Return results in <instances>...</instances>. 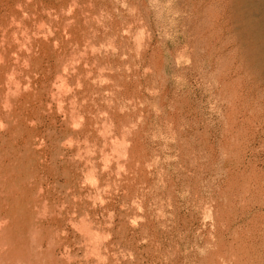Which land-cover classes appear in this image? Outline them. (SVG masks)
<instances>
[{
    "label": "rangeland",
    "instance_id": "rangeland-1",
    "mask_svg": "<svg viewBox=\"0 0 264 264\" xmlns=\"http://www.w3.org/2000/svg\"><path fill=\"white\" fill-rule=\"evenodd\" d=\"M263 22L264 0H0V263L264 264Z\"/></svg>",
    "mask_w": 264,
    "mask_h": 264
},
{
    "label": "bare ground",
    "instance_id": "bare-ground-1",
    "mask_svg": "<svg viewBox=\"0 0 264 264\" xmlns=\"http://www.w3.org/2000/svg\"><path fill=\"white\" fill-rule=\"evenodd\" d=\"M255 2H256V1H255ZM249 4H250V3H249ZM251 4H252V3H251ZM237 5H238V4H237ZM249 7H252V6H249ZM239 8H240V7H239ZM242 8H243V7H242ZM260 8H261V7H260ZM248 9H249V8H248ZM250 11H251V10H250ZM255 13H256V12H255ZM255 13H254V14H255ZM248 14H249V13H248ZM248 14H247V15H248ZM258 14H259V13H258ZM262 14H263V13H262ZM253 16H254V15H253ZM239 18H240V17H239ZM252 18H253V17H252ZM254 18H256V15H255ZM239 20H240V19H239ZM245 20H247V19H245ZM247 22H248V21H247ZM247 22H246V23H247ZM250 23H251V22H250ZM263 23H264V22H263ZM248 24H249V23H248ZM20 26H21V25H20ZM26 26H27V25H26ZM242 26L244 27V25H242ZM245 27H246V26H245ZM31 30H32V29H31ZM242 30H243V29H242ZM18 38H19V37H18ZM27 42H28V41H27ZM15 43H16V42H15ZM27 50H28V49H27ZM262 55H263V54H262ZM257 57H258V56H257ZM24 59H25V58H24ZM4 63L6 64V62H4ZM263 63H264V62H263ZM29 68H30V67H29ZM9 75H10V74H9ZM15 78H16V77H15ZM17 81H18V80H17ZM11 83H12V82H11ZM30 83H31V82H30ZM11 91H12V90H11ZM0 92H1V91H0ZM3 93H4V92H3ZM26 103H27V102H26ZM18 105H19V104H18ZM8 116H9V115H8ZM18 118H19V117H18ZM15 123H16V122H15ZM3 125H4V124H3ZM9 125H10V124H9ZM11 126H12V125H11ZM20 129H21V128H20ZM18 131H19V130H18ZM18 131H17V132H18ZM12 132H13V131H12ZM17 134H18V133H17ZM37 138H38V137H37ZM123 139H124V138H123ZM125 140H126V139H125ZM14 143H15V142H14ZM27 146H28V145H27ZM55 146H56V145H55ZM14 150H15V149H14ZM16 150H17V149H16ZM5 152H6V151H5ZM21 152H22V151H21ZM6 153H7V152H6ZM11 153H12V152H11ZM8 154H9V153H8ZM26 154H27V153H26ZM9 155H10V154H9ZM14 160H15V159H14ZM13 163H14V162H13ZM26 167H27V166H26ZM22 170H23V169H22ZM29 170H30V169H29ZM125 171H126V170H125ZM15 172H16V171H15ZM12 173H13V172H12ZM36 174H37V173H36ZM17 176H18V175H17ZM6 177H7V176H6ZM9 177H10V176H9ZM12 178H13V177H12ZM0 180H1V178H0ZM2 180H3V182H4L5 180H7V178H5V180H4V177H3ZM8 180H9V178H8ZM8 180H7V182H6V181H5V182L8 183ZM32 181H33V180H32ZM32 181H31V182H32ZM1 182H2V181H1ZM3 182H2V183H3ZM10 182H12V181H10ZM24 182H25V181H24ZM2 183H1V184H2ZM10 184H11V183H10ZM3 185H4V184H3ZM7 185H8V184H7ZM20 185H21V184H20ZM0 186H2V185H0ZM5 186H6V185H5ZM11 186H12V185H11ZM14 186H15V185H14ZM18 186H19V185H18ZM26 186H27V185H26ZM3 187H4V186H3ZM3 187H2V188H3ZM7 187H8V186H7ZM30 187H31V186H30ZM30 187H29V188H30ZM4 188H5V187H4ZM18 188H19V187H17V189H18ZM10 189H11V188H10ZM14 189H15V188H14ZM17 189H16V190H17ZM8 190H9V189H8ZM16 190H15V191H16ZM6 191H7V190H5V193L9 192V191H7V192H6ZM26 192H27V191H26ZM36 192H37V191H36ZM5 193H4V194H5ZM9 193H10V192H9ZM37 193H38V192H37ZM10 194H11V193H10ZM10 194H8V195H10ZM6 195H7V194H6ZM25 195H26V194H25ZM25 195H24V196H25ZM39 195H40V194H39ZM1 196H2V194H1ZM19 196H20V195H19ZM35 196H36V195H35ZM14 197H15V195H14ZM25 197H26V196H25ZM36 197L39 198V196H36ZM0 198H1V197H0ZM2 198H3V197H2ZM9 198H10V197H9ZM23 198H24V197H23ZM15 199H16V198H15ZM34 199H35V198H34ZM7 200H8V199H7ZM19 200H20V199H19ZM19 200H18V201H19ZM44 200H45V199H44ZM9 201H10V199H9ZM20 201H21V200H20ZM38 201H39V200H38ZM23 202H24V201H23ZM0 203L3 204V202H0ZM4 203H5V201H4ZM8 203H9V202H8ZM12 203H13V201H12ZM18 203L21 204V202H18ZM36 203H37V202H36ZM42 203H43V202H42ZM135 203H136V202H135ZM171 203H172V202H171ZM5 204H6V203H5ZM16 204H17V201H16ZM38 204H39V203H38ZM45 204H46V203H45ZM3 205H4V204H3ZM9 205H10V204H9ZM13 205H14V204H13ZM17 206L20 207L19 204H18ZM29 206H30V205H29ZM32 206H33V205H32ZM68 206H69V205H68ZM3 207H4V209H5V206H3ZM19 207H18V208H19ZM37 207H39V206H37ZM9 208H10V207H9ZM13 208H14V207H13ZM13 208H11V209L13 210ZM43 208H44V207H43ZM48 208H49V207H48ZM11 209H10V211H12ZM30 209H31V208H30ZM36 209L38 210V208H36ZM18 210H20V209H18ZM22 210H23V212H24V209H22ZM31 210H32V209H31ZM40 210H41V209H40ZM4 211H5V210H4ZM4 211H3V212H4ZM10 211H9V212H10ZM33 211H34V210H33ZM38 211H39V210H38ZM45 211H46V210H45ZM45 211H44V212H45ZM51 211H52V210H51ZM30 212H31V211H30ZM40 212H41V211H40ZM31 213H32V212H31ZM3 214H4V213H3ZM9 214H10V213H9ZM11 214H13V212H12ZM15 214H16V213H15ZM15 214H14V215H15ZM18 214H19V213H17V215H18ZM21 214H22V213H21ZM21 214L18 215V216L21 217ZM39 214H40V213H39ZM22 215H23V214H22ZM35 215H36V214H35ZM41 215H42V214H41ZM41 215H39V216H41ZM53 215H54V214H53ZM45 216H46V215H44V217H45ZM2 217H3V216H2ZM11 217H12V216H11ZM14 217H16V216H14ZM14 217H12V219H13ZM26 217H27V216H26ZM27 218H28V217H27ZM27 218H26V220H27ZM32 218H33V217H32ZM6 219H7V218H6ZM12 219H11V220H12ZM23 219H24V218H23ZM34 219H35V217H34ZM46 219H47V218H46ZM2 220H4V219H2ZM8 220H9V219H8ZM11 220H10V221H11ZM26 220H25V222H26ZM10 221H9V222H10ZM27 221H29V220H27ZM33 221H34V222H37V221H38V218H37L36 221H35V220H33ZM42 221H43V220H41V222H42ZM7 222H8V221H7ZM7 222L5 221V226L9 223V222H8V223H7ZM6 223H7V224H6ZM26 223H27V222H26ZM31 223H32V222H31ZM44 223H45V222H44ZM44 223H43V224H44ZM36 224H37V223H36ZM36 224H34V225H36ZM38 224H39V223H38ZM47 224H48V223H47ZM2 225H3V224H2ZM32 225H33V224H32ZM0 226H1V222H0ZM27 226H28V225H27ZM29 226H30V224H29ZM36 226H38V225H36ZM47 227H48V226H47ZM0 228H1V229H4V228H6V227H4V225H3V227H0ZM22 228H23V227H22ZM27 228H28V227H27ZM34 228H35V227H34ZM39 228H40V227H39ZM14 229H15V228H14ZM36 229H37V228H36ZM51 229H52V228H51ZM55 229H56V228H55ZM16 230H17V229H16ZM26 230H27V229H26ZM5 231H6V229H5L4 231H1L0 234H1V235H2V234L5 235V234H6ZM18 231H19V230H18ZM28 231H29L28 233H31L29 229H28ZM31 231H33V230H31ZM37 231H38V230H37ZM45 231H46V230H45ZM49 231H50V229H49ZM3 232H4L5 234H4ZM8 234H9V233H8ZM18 234H19V233H18ZM32 234H33V232H32ZM39 234H40V231H39V233H38L37 236H39ZM1 235H0V238H1ZM3 235H2V236H3ZM10 235H11V234H10ZM10 235H7V236L9 237ZM19 235H20V234H19ZM5 236H6V235H5ZM7 236H6V237H7ZM29 236H30V235H29ZM45 236H46V235H45ZM50 236H51V235H50ZM16 237H17V236H16ZM39 237H40V236H39ZM42 237H43V236H42ZM3 239L6 240L5 237L2 238L1 240H3ZM7 239H8V238H7ZM17 239H18V238H17ZM17 239H16V240H17ZM20 239H21V238H20ZM9 240H12V238L9 239ZM30 240H31V239H30ZM36 240H37V239H36ZM38 240H39V239H38ZM57 240H58V239H57ZM57 240H56V241H57ZM17 241H18V240H17ZM25 241L27 242V240H25ZM52 241H53V240H52ZM4 242H5V241H4ZM7 242H8V241H7ZM20 242H21V241H20ZM22 242H23V240H22ZM37 242H38V241H37ZM42 242H43V241H42ZM5 243H6V242H5ZM5 243H4V244L2 243L3 246L8 244V243H6V244H5ZM10 243H13V242L11 241ZM10 243H9V244H10ZM27 243H28V242H27ZM39 243H40V242H39ZM0 244H1V243H0ZM2 244H1V246H2ZM14 244H15V243H14ZM21 245H23V244H21ZM36 245H38V244H36ZM40 245H41V244H40ZM3 246H2V247H3ZM12 246H13V245H12ZM14 246H15V245H14ZM26 246H27V248H25V246H24V248H25V249H28V245H26ZM43 246H44V245H43ZM6 247H7V246H6ZM8 247H9V245H8ZM30 247H31V246H30ZM38 247H39V245H38ZM41 247H42V246H41ZM31 248H34V247H31ZM31 248H30V249H31ZM35 248H37V247H35ZM0 249H2V248H0ZM3 249H6L5 246H4ZM11 249H12V248H11ZM11 249L9 248V250H11ZM22 249H23V248H22ZM30 249H28L29 251H27V252H29V253H28L29 255H30V253H31V252H30ZM43 249H44V248H43ZM9 250H8V248H7V251H8V252H10ZM12 250H13V249H12ZM34 250H35V249H34ZM3 251H4V250H3ZM3 251H2V253H3ZM14 251H16L15 247H14ZM22 251H23V250H21V251H20V250L16 251V253H15V257H16V254H17L18 252H20V254H21V258H22V256H24V254H22V253H23ZM49 251H50V250H49ZM0 252H1V251H0ZM8 252H7V253H8ZM2 253H0V256H1ZM7 253H5V254L7 255ZM10 254H11V255H14L13 251H12ZM20 254H19V255H20ZM28 254H27V257L29 256ZM34 254H35V253H34ZM49 254H50V253H49ZM51 254H53V253H51ZM51 254H50V255H51ZM47 255H48V254H47ZM37 256L39 257L40 255H36V256H32V255H30L29 257H31V258L33 257V261H34V260L36 259L35 257H37ZM44 256H45V255H44ZM44 256H43V257H44ZM1 257H3V256H1ZM1 257H0V258H1ZM17 257L20 258L18 255H17ZM17 257H16V258H17ZM38 257H37V260H36V261H39L38 259H40V258H38ZM45 257H46V256H45ZM50 257H51V256H50ZM50 257H49V258H50ZM8 258H9V257H8ZM18 258H17V259H18ZM21 258H20L21 261L24 259V262L28 264V262H29V261H28V258L25 257V258L27 259L28 262L26 261V259H25L24 257H23V259H21ZM34 258H35V259H34ZM4 259H5V257H4ZM17 259H16V260H17ZM29 259H30V258H29ZM2 260H3V259H2ZM2 260H1V261H2ZM8 260H9V259H7V261H8ZM16 260H15V258H13V261H14V262H16ZM20 260L18 259L17 262H18V261H19V262L16 263V264H19V263L21 262ZM47 260H48V258H47ZM33 261H32V262H33ZM3 262H4V261H3ZM10 262H12V260H10ZM22 262H23V261H22ZM24 262H23V263H24ZM43 262H44V261H43ZM43 262H38V263L40 264V263H43ZM1 263H2V262H1ZM1 263H0V264H1ZM30 263H31V260H30L29 264H30ZM7 264H8V262H7ZM13 264H14V263H13ZM21 264H22V263H21ZM31 264H34V262L31 263ZM36 264H37V262H36ZM47 264H48V263H47ZM50 264H51V263H50Z\"/></svg>",
    "mask_w": 264,
    "mask_h": 264
}]
</instances>
